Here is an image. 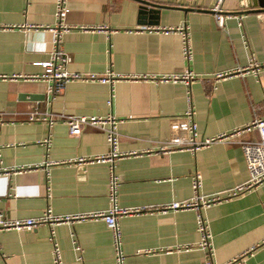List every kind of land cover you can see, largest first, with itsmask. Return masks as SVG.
Wrapping results in <instances>:
<instances>
[{
  "label": "crops",
  "instance_id": "0c3cea01",
  "mask_svg": "<svg viewBox=\"0 0 264 264\" xmlns=\"http://www.w3.org/2000/svg\"><path fill=\"white\" fill-rule=\"evenodd\" d=\"M152 1L163 5L157 16L144 13L140 0H68L67 21L95 28L74 26L63 32L61 47L70 56L67 68L98 74L109 69L125 74L189 68L201 77L189 86L199 133L225 138L195 153L158 150L168 135L170 117L188 107L187 87L181 82L73 79L51 95L39 61L52 49L48 27L56 21L55 0H0V211L5 216H33L47 206L54 213L72 214L109 205L108 164L73 160L105 153V132L86 125L74 135L63 120L51 126L46 120H28L27 112L34 108L121 118L119 149L140 152L115 161L122 206H156L191 197L195 172L204 194L248 183L241 141L256 139L259 132L234 131L264 117V67L216 83L213 73L247 65L252 58L264 63V10H250L261 7L259 0H223L224 10L231 13L224 26L211 10L217 0ZM182 22L189 26L188 60L180 34L159 29ZM48 134L46 147L42 139ZM45 161H55L48 165V176ZM203 213L213 233L209 264L227 263L246 251V264H264L263 183L217 201ZM119 223L125 264H205L204 252L196 246L193 209L144 210L121 216ZM53 230L63 264H115L111 231L103 219L61 221ZM0 264H54L50 225L0 230Z\"/></svg>",
  "mask_w": 264,
  "mask_h": 264
},
{
  "label": "built area",
  "instance_id": "2783aa9c",
  "mask_svg": "<svg viewBox=\"0 0 264 264\" xmlns=\"http://www.w3.org/2000/svg\"><path fill=\"white\" fill-rule=\"evenodd\" d=\"M68 0H55V24L48 27L53 32L52 49L49 57L43 61H39L44 67L41 77L48 81L47 92L51 95L62 89L64 84L73 79L98 80L101 82L113 83L114 81L124 79H151L153 81L166 82H181L186 85L188 92V107L183 113L173 115L169 119V131L167 137L160 141L159 151L170 152L177 149H187L195 153L198 149L212 145L213 143L222 140L226 135H201L198 131L197 122L195 120V109L191 104L190 99V84L197 78H201L191 69L186 68L181 72L172 73H117L112 70H107L103 74L96 72H81L73 71L67 68V63L70 61V56L61 47L63 32L70 27L80 28H95V26L76 25L67 21L69 7ZM223 0L217 2L211 7L215 13L219 25H225V19L231 13H227L223 8ZM242 17V15H240ZM99 28L104 25H98ZM151 28V27H150ZM164 32H178L182 39V53L188 60L192 56L191 42L189 35V26L186 22H182L176 26H168L159 28ZM264 67V63L252 58L247 65H237L229 69L217 70L213 73L214 83L236 74L244 75L249 72L259 73ZM111 103V99H108ZM27 119H42L46 120L51 126L57 120H63L69 127L71 134H79L86 125H94L102 129L106 134V139L109 144V149L105 153L96 154L93 156H79L73 160L79 163L87 162H105L108 164V180H107V197L109 205L107 208L92 210L88 212H79L72 214L54 213L51 207L47 206L37 215L25 217H7L0 211V230L2 229H32L40 224L48 223L50 225V240L52 241V259L54 264H63L61 250L56 241L53 225L61 221H70L82 218L103 219L109 227L112 236V245L114 251L115 264H125L126 254L122 248V229L119 223V218L123 215L133 214L144 210L159 209L161 211L177 210V209H193L196 217V228L199 233V238L196 246L204 252L205 264L211 263L214 255L213 233L209 226L208 219L203 213V210L209 205L220 201L226 197H231L246 189L251 185L259 183L264 184V117H255L248 125L239 128L234 133L256 128L259 132V137L256 139H243L241 145L244 150L247 167L249 170V181L245 185H240L236 189L226 192H218L213 194H204L199 192L201 184L200 174L195 172L192 175L191 187L193 195L182 200H173L156 206H122L118 203V193L120 186V177L114 170L115 161L123 156L140 153L136 150H120L118 147L119 133L117 123L121 118L108 114L105 116L97 115H72L65 113H55L49 110H41L34 108L27 112ZM50 134L42 139V143L49 147ZM55 161H45L44 169L47 176L49 175L48 165ZM75 249L79 250L78 244L74 245ZM250 252V251H249ZM247 251L241 255L229 260L224 264H246L245 255Z\"/></svg>",
  "mask_w": 264,
  "mask_h": 264
},
{
  "label": "water",
  "instance_id": "95a60500",
  "mask_svg": "<svg viewBox=\"0 0 264 264\" xmlns=\"http://www.w3.org/2000/svg\"><path fill=\"white\" fill-rule=\"evenodd\" d=\"M142 3L141 7L144 13H150L152 16V13H156V16L158 15V12L160 8L163 6L162 4L156 3L152 0H140ZM260 8H254L250 10L254 11H262L264 10V0H259ZM187 8H192V7H187ZM154 15V14H153ZM25 96L28 94L29 96L37 97L38 93H23Z\"/></svg>",
  "mask_w": 264,
  "mask_h": 264
}]
</instances>
